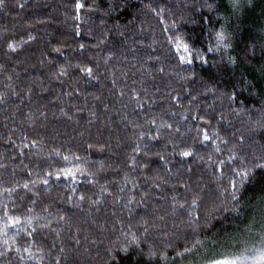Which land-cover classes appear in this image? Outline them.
Here are the masks:
<instances>
[{
    "label": "trees",
    "instance_id": "obj_1",
    "mask_svg": "<svg viewBox=\"0 0 264 264\" xmlns=\"http://www.w3.org/2000/svg\"><path fill=\"white\" fill-rule=\"evenodd\" d=\"M177 37L192 63L178 61ZM262 121L264 0L235 13L229 0H3L0 217L33 223L9 229L11 251L0 237V264L252 255L264 247ZM231 180L239 216L225 211Z\"/></svg>",
    "mask_w": 264,
    "mask_h": 264
},
{
    "label": "snow or ice",
    "instance_id": "obj_2",
    "mask_svg": "<svg viewBox=\"0 0 264 264\" xmlns=\"http://www.w3.org/2000/svg\"><path fill=\"white\" fill-rule=\"evenodd\" d=\"M229 3L231 4V7L234 13L238 12L243 6V0H229ZM247 3L250 5L251 0H247ZM2 5H3V0H0V6ZM83 7L84 5L82 3L76 4L77 10L82 9ZM207 7L210 11H213L214 3L207 4ZM77 19H79V17H77ZM223 19L225 20V23H227V17H223ZM216 35H217V46L219 47L227 39L224 28L222 27L221 30L217 32ZM170 40H172V38H170ZM174 46H175V50L177 53H183L182 55H179L177 57L179 62L185 63V64L192 63V51L189 45L185 43L183 39L178 38V37L175 38ZM208 51H213V49L209 47ZM197 55H202V54L197 52ZM204 62L206 63L207 61H204ZM86 71L89 75H91L92 73L91 68H88ZM160 71H163V69L161 68ZM261 126L264 127V121L261 122ZM210 139L211 137L205 134L204 140L208 141ZM241 139H243V137H241ZM183 155L187 157V156L192 155V153L184 152ZM64 159L67 160L68 158L64 157ZM256 167L264 168V163L257 164ZM221 171H223V169H221ZM49 175H51V173H49ZM64 175L66 177L74 178L76 174L72 172L71 169H69L64 172ZM248 175H249V172L247 170L237 172V176L240 177V180H239L240 186H243V183L247 179ZM57 179H59V176H57ZM43 183L47 184L48 183L47 179H45ZM230 183H231V188L233 189V191L231 192V197L234 203L232 204L231 209H225V211L230 210L232 212H235L236 215L239 216L240 215L239 197L237 196V192L239 191V188L237 187L236 180H231ZM24 187L28 188V185L25 184ZM5 191L10 192L11 189H6ZM193 203L195 204V201H193ZM198 220H199V217H196V220L190 221V223L196 224V227L198 228L199 227L197 223ZM32 223H33L32 218H28L27 220L22 221L19 216L9 215L7 213H5L3 217H0V237H3V240H4L3 247L7 251L12 250L11 245L9 243L10 239H12L9 237V229H15L16 232L19 233L22 230V226L27 225L28 227H31ZM205 226L210 227V223ZM251 227L252 225L248 223L247 221L244 224L237 226L238 230H250ZM23 230L27 231V228H24ZM35 230H36L35 228H31V231H27V234L32 235V233L35 232ZM133 243H135L137 247L139 246V242L136 240L135 237H133ZM203 243H204L203 241L196 239L194 245L191 248L185 247L184 251L183 252L178 251L176 253V256L183 258L185 253L193 252L196 245L202 246ZM210 243H212L215 246V245H220L222 241L221 240H214V241L210 240ZM24 251L28 252V255L30 258L32 257V253L28 249H24ZM122 251L125 252V254H127L128 248H123ZM251 251L253 253L252 255L245 254V255H242V256H239L233 259H214V260L208 261L207 264H264V247L259 248V249H252ZM16 252L19 253L20 249L17 248ZM2 255H4V253L0 251V256ZM147 255L149 257V260H151L153 257H155L156 253L150 249ZM162 258L165 260V264H166L168 257L164 256ZM173 259H175V257H173Z\"/></svg>",
    "mask_w": 264,
    "mask_h": 264
}]
</instances>
